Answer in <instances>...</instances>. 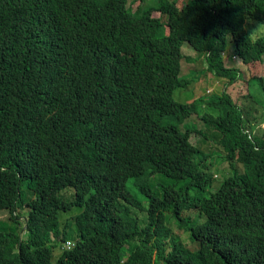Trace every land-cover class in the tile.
Instances as JSON below:
<instances>
[{"label":"trees","instance_id":"16d2710c","mask_svg":"<svg viewBox=\"0 0 264 264\" xmlns=\"http://www.w3.org/2000/svg\"><path fill=\"white\" fill-rule=\"evenodd\" d=\"M246 19L264 22V0H0V214L17 228L0 231V264H264V128L232 92L264 93ZM184 44L224 80L217 97L173 99L190 88ZM199 108L221 112L201 115L212 139L199 131L232 173L215 191L186 128Z\"/></svg>","mask_w":264,"mask_h":264},{"label":"rangeland","instance_id":"374dc122","mask_svg":"<svg viewBox=\"0 0 264 264\" xmlns=\"http://www.w3.org/2000/svg\"><path fill=\"white\" fill-rule=\"evenodd\" d=\"M133 1V0H131ZM151 1L148 3L150 5ZM155 5V1H152L151 5ZM146 5V3H143L142 1H135L132 5V8L134 11H137L141 6ZM248 28V27H247ZM264 37V35H261ZM259 37V36H258ZM182 51L184 58L181 62L182 67V73L181 77L183 79H188L190 81L189 89H179L176 91L174 95V99L176 102L179 103H187L188 101L198 99V96L203 95L205 98H214L221 94V92L224 90V80L220 81L216 78L214 74H207L204 73L203 68V60H205L204 57H202L201 60L198 59V56H200L198 53H196L188 44H184L182 46ZM233 51V46L231 45V42L229 44V51L228 54H231ZM228 56L226 57V63L228 64ZM234 62L236 63V68L240 69L242 72L245 73V81H248L250 79L251 73L248 71L250 70L249 66H245L240 58L234 59ZM206 66V64H205ZM253 68V67H252ZM258 69V67H257ZM254 72L256 70L254 69ZM199 77L201 79H199ZM192 81V83H191ZM208 81V83H206ZM193 82L195 84V88H193ZM249 84V92L245 89V82H238L237 85L233 87V97L234 101L239 105L240 108L245 110L249 114V118L251 120L249 123L250 130H256L257 125L260 124L261 120L264 122V93L259 87V84L256 81H252ZM207 90L212 91L211 95L207 94ZM206 92V93H205ZM250 96H249V95ZM211 114L214 115V117H217V115H220L221 112L218 109L215 108H199L197 110V115L192 116L188 119L186 122V128L189 130L194 131H201L205 133L206 137L212 139L214 129L208 128L206 124H204L198 115H204V114ZM260 120V122H259ZM264 127V125H263ZM182 130H185L184 126H181ZM208 138L202 139L201 135H192V143L201 148V153L197 156L198 159L202 157H206L207 161L206 163L211 164L209 166L210 172L215 174V184L213 191L217 190L216 188L219 187V185L227 179L231 174H229L230 167L229 164L226 162L222 163V156L224 154L223 149L214 141L209 140ZM203 140V141H202ZM182 186V185H181ZM71 190V189H68ZM177 191H179V188H176ZM190 196H193L195 194L194 190L191 189L189 191ZM145 207H147L148 203L147 201L144 202ZM192 216V212H188ZM27 213L23 212L22 216H26ZM144 217L138 215V217L142 220V222L146 223V214L144 213ZM10 214L9 212H2L0 214V231H14L16 228L15 224L9 219ZM22 222L25 221V217L21 219ZM174 232L178 235H180L181 240L184 243L191 244L189 240V235L186 234L183 230L179 229L177 226L174 225ZM57 254L55 255V259L53 261V264H56Z\"/></svg>","mask_w":264,"mask_h":264},{"label":"clouds","instance_id":"9594fccd","mask_svg":"<svg viewBox=\"0 0 264 264\" xmlns=\"http://www.w3.org/2000/svg\"><path fill=\"white\" fill-rule=\"evenodd\" d=\"M254 24L255 27L252 29H247V24ZM245 30L248 31V35H247V40H255L258 36L264 35V22L261 21H252L251 19H246L245 21ZM183 53V51H182ZM184 58V57H183ZM182 62V61H181ZM129 66L134 67L133 62L130 64H127ZM144 65V64H143ZM126 74V78L129 82L130 85L134 86V87H139V86H146L147 84L143 82L142 79V73L140 72H135L132 69L131 70H124L123 71ZM181 73H182V67H181ZM181 77V76H180ZM182 78V77H181ZM201 79V78H200ZM192 83V82H191ZM206 83H208V81H206ZM193 85L195 87V84L193 82ZM176 93V91H175ZM174 93V95H175ZM207 94H212V91L207 90ZM163 94L159 91L156 90H152L148 93V98H147V103L145 104L146 106H152L155 105L161 98H162ZM174 99V96H173ZM175 100V99H174ZM197 114L191 115L196 117ZM190 117V118H191ZM197 117H199V119L201 120V115H198ZM188 121V120H187ZM186 121V122H187ZM202 121V120H201ZM203 122V121H202ZM204 123V122H203ZM205 124V123H204ZM260 125L263 127L264 122H260ZM264 128V127H263ZM197 133H195L194 135H200L199 131L196 130ZM193 135V134H192ZM192 135H191V139H192ZM192 142V141H191ZM193 144V143H192ZM194 145V144H193Z\"/></svg>","mask_w":264,"mask_h":264},{"label":"built area","instance_id":"2783aa9c","mask_svg":"<svg viewBox=\"0 0 264 264\" xmlns=\"http://www.w3.org/2000/svg\"><path fill=\"white\" fill-rule=\"evenodd\" d=\"M67 246H68V247H70V246H71V244H70V243H67Z\"/></svg>","mask_w":264,"mask_h":264}]
</instances>
